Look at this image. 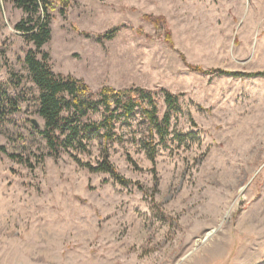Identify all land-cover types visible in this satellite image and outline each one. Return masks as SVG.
Masks as SVG:
<instances>
[{
  "label": "rangeland",
  "instance_id": "obj_1",
  "mask_svg": "<svg viewBox=\"0 0 264 264\" xmlns=\"http://www.w3.org/2000/svg\"><path fill=\"white\" fill-rule=\"evenodd\" d=\"M50 13L37 49L15 28L24 12L0 0V264H264V0H71ZM144 14L164 18L171 45ZM117 24L110 40L84 35ZM29 49L94 91L178 94L171 129L198 130L200 143L168 141L153 163L134 140L139 112L118 122L109 160L128 185L74 160L96 164L100 140L50 155Z\"/></svg>",
  "mask_w": 264,
  "mask_h": 264
},
{
  "label": "trees",
  "instance_id": "obj_2",
  "mask_svg": "<svg viewBox=\"0 0 264 264\" xmlns=\"http://www.w3.org/2000/svg\"><path fill=\"white\" fill-rule=\"evenodd\" d=\"M12 2L25 14V17L15 25L16 30L23 32L37 49L50 38L49 22L53 4H60L63 7L71 4V0H12ZM142 18L152 23L156 33H163L164 40L171 45V33L162 16L144 14ZM27 20L30 21L29 24L26 23ZM124 26L126 24H117L101 33L84 32V35L96 40H110ZM42 58H47L46 53L42 54ZM25 63L32 81L38 88V113L44 120L41 133L50 155L57 156L62 151L71 150L88 152L89 142L100 140L101 159L96 164L83 162L72 154L74 160L91 172L108 173L114 181L128 185L131 184V180L121 175L109 160V145L115 141H122V137L116 132L118 122L132 126L129 120L139 112L142 122L146 125V132L143 138L134 140L153 163L158 148H167L168 141H175L177 146L183 145L185 148L200 143L201 136L198 130L182 132L171 129V119L177 112H181V107L178 94L165 88L129 86L116 89L103 85L94 91L81 78L71 74L55 73L44 60L37 58L32 49L26 52ZM187 66L190 70L205 74L251 76L240 71L207 70L191 64ZM161 97L165 109L163 114L159 115L158 102ZM94 114H99L100 118L93 119Z\"/></svg>",
  "mask_w": 264,
  "mask_h": 264
},
{
  "label": "water",
  "instance_id": "obj_3",
  "mask_svg": "<svg viewBox=\"0 0 264 264\" xmlns=\"http://www.w3.org/2000/svg\"><path fill=\"white\" fill-rule=\"evenodd\" d=\"M0 67H1V62H0ZM33 123L35 124L36 127L38 126V124L35 121H33Z\"/></svg>",
  "mask_w": 264,
  "mask_h": 264
},
{
  "label": "bare ground",
  "instance_id": "obj_4",
  "mask_svg": "<svg viewBox=\"0 0 264 264\" xmlns=\"http://www.w3.org/2000/svg\"><path fill=\"white\" fill-rule=\"evenodd\" d=\"M213 231H210L209 233L206 234V236L210 235Z\"/></svg>",
  "mask_w": 264,
  "mask_h": 264
}]
</instances>
